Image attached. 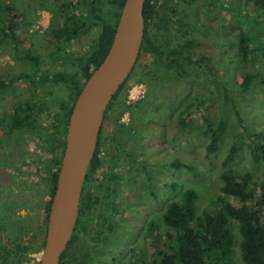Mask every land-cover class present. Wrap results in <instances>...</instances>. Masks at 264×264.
Instances as JSON below:
<instances>
[{
	"label": "rangeland",
	"instance_id": "374dc122",
	"mask_svg": "<svg viewBox=\"0 0 264 264\" xmlns=\"http://www.w3.org/2000/svg\"><path fill=\"white\" fill-rule=\"evenodd\" d=\"M65 1L67 0H0V7L10 6L17 16L14 32L21 48L30 50L39 57L37 76L44 71H57L68 66L80 68L83 59L96 45L99 24L90 26L87 34L78 39L79 42L66 38L57 42L48 32L51 22L62 25V3ZM200 1L187 6L186 9L182 8L181 14L185 11L192 14L191 20L185 22L183 27L186 31L191 30L199 41L196 54L208 56L210 74L199 72L197 75L182 78L175 71H163L162 68V71L157 72L158 77L150 84L148 81L143 82L145 97L129 102V89L140 82L137 80L141 72L140 64L147 62L145 56H141L131 73V82L128 83L130 86L125 96V104L133 105V112L128 107L125 109L119 106V100L124 97L121 92L114 100L113 107L118 111L120 108V111L123 110L118 114V121L124 126L117 128L113 125L111 120L115 119V113H111L110 118L105 121V145L102 148V155L106 158L105 169L111 173L113 169L117 172L121 170L120 174L126 175L134 190L131 200L126 201L130 208L119 204L121 211L116 217V223L120 221L127 231L124 233L115 225V231L110 233L111 239L115 240L112 242L115 245L119 242L121 250L106 253L103 259L99 260V264H154L155 250L159 248L165 251L169 246L161 217L166 203L171 199H178L179 192L184 188L192 187L199 193L198 210L203 206H210L211 201L220 192L222 184L219 178L221 161L234 139L239 147L234 168L238 172L249 171L256 182L264 181L262 164L252 162L246 140L236 135L243 128L252 132L264 129V12L253 0ZM80 5H77L76 10L81 8ZM67 9L66 13H70L73 7L67 6ZM163 9L172 13L171 21L181 19L180 12H175L174 3L165 4ZM85 10L88 11V5H85L84 13ZM257 14L259 18L255 19ZM249 23L254 25L251 51L242 56L237 50V38L241 29L249 32L248 26L243 28ZM0 25H6V17L1 10ZM151 37L154 44L165 45L169 42V36L164 33ZM21 70L31 71V63L15 57L13 42L9 40L0 46V77ZM246 75H252L247 82L244 80ZM14 90L15 98L34 91L44 102L46 109L36 114L41 127L51 125L53 121L50 115L57 109L56 102L67 94L60 85L52 84L32 89L25 81L17 82ZM8 92L7 90L0 93V118L5 111H9L6 106L9 101ZM198 100L202 102L199 103ZM184 107L187 108V115L186 123L182 126L179 125V112ZM234 109L241 120L237 119ZM203 116H207L213 125L220 120L225 124L213 165H210L205 157L208 137L204 134ZM3 130L4 128L0 129V138L3 137ZM32 135V131L22 129L15 132L14 139L9 140L7 152L0 154V184L2 185L5 179H12L14 183L11 187L15 191H18V185H31L34 187V194H39L49 184L45 175L49 161L55 156V151L49 149V143H53L56 136L54 133H51L49 138L44 134ZM117 147H120V150L116 149ZM173 158L193 164L198 174H193L186 168L172 167L170 161ZM112 163L115 168H112ZM143 165L146 167L144 171L141 167ZM38 172L40 175H37ZM113 183L108 181V185L113 186ZM172 183L178 186L175 188ZM22 186L20 187L23 188ZM253 189L255 199L249 202L250 205L264 195L259 185L253 186ZM1 195L4 198V194ZM48 195L43 199H47ZM230 200L234 204H240L231 198ZM34 212L40 214L42 208L38 206L34 208ZM25 213V209H20L17 215ZM123 214L127 218L125 224L121 222ZM155 217L160 220L158 225L162 226L161 238L157 245L154 244V232L148 229L150 218L154 221ZM232 230L239 238L235 225ZM135 235L140 237V241L133 242ZM29 238V235L23 238L25 250L22 264H38L44 242L30 244ZM113 256L115 262L111 261ZM233 257V264H242L237 244L234 246ZM78 263L76 260H69V264Z\"/></svg>",
	"mask_w": 264,
	"mask_h": 264
},
{
	"label": "trees",
	"instance_id": "16d2710c",
	"mask_svg": "<svg viewBox=\"0 0 264 264\" xmlns=\"http://www.w3.org/2000/svg\"><path fill=\"white\" fill-rule=\"evenodd\" d=\"M253 1L264 12V0ZM123 2L124 0H67L62 3L63 10L61 13L64 14L62 25H55L51 22L48 28V32L54 40L60 42L66 38L75 39L79 42L78 39L81 35L87 34L90 26L99 24L97 42L87 57L83 59L80 68L68 66L57 71H44L39 76L36 75L39 64L38 55L30 50H23L15 35L17 16L10 6L0 7L6 17V25H0V46L11 40L15 57L20 60H28L31 63V71L29 72L21 70L6 77H0V93L9 91L7 93L9 101L6 104L9 111H5L0 118V129L4 128L1 136H6L5 140L3 137L0 138V154L3 155L7 152L9 140L14 139L15 132L22 129L32 131V136L44 134L49 138L51 133L56 136L55 141L49 143V149L55 151V156L49 161L48 172L45 175L49 184L44 187L41 193L34 194L32 189L34 187L31 185L26 187L18 185V191H15L11 187L14 183L12 179H5L2 185L0 184V264H22L25 250L23 246L24 236H30V244L44 242L50 203L56 187L71 107L84 80L90 73L91 65L94 69L102 61L110 47ZM197 2L201 1L145 0L143 5L144 34L137 62L141 56H145L147 62L140 64L141 72L137 78L138 81H148L150 84L158 77L157 72L158 70L162 71V68L163 71H175L182 78L197 75L199 72L210 74L208 56L202 53L196 54L199 41L194 37L191 30L186 31L183 27L185 22L191 20L192 14L185 11L182 15V8L186 9L187 6ZM167 3H174L175 12H180V20L171 21L172 13L163 9ZM77 5L81 6L78 8L79 10H76ZM85 5H88V11L85 10L84 13ZM67 6L73 7L69 11L70 13H66ZM258 18L259 15L257 14L255 19ZM247 26L250 29L249 32L246 29H241L236 43L237 50L242 56H246L251 51L254 25L249 23L243 28ZM163 33L169 36L168 43L165 45L152 43L151 36ZM130 76L131 74L116 91L105 111L97 136L94 156L87 168L83 182L73 233L60 257L59 264H67V261L75 259L79 262L82 260V264H94V257L90 250L84 254L86 259L84 257L78 259V252L70 251V249L72 245L77 243L78 230L83 228L86 220H90L92 217L91 212L95 204L92 197L95 195L96 186L101 184L105 175L111 174L103 171L104 177L98 178V182L95 180V173L97 175L99 166H104L106 161L101 155V148L105 143L103 137L105 121L110 118L111 113H115V119L111 120L113 125L117 128L124 126L118 121V114L123 110L120 111V108L118 111L113 107L114 100L121 92H123L124 99L119 100V106L125 109L128 107L133 112V105L125 104V96L130 86L128 83L131 82H129ZM251 77L252 75H246L244 77L245 82ZM19 81L27 82L32 89L52 84L64 88L67 94L56 102L57 109L50 115L53 121L51 125L39 126L36 114L46 108L44 102L36 96L34 91L29 92L28 95H17L18 98L21 97L20 99L15 98L14 93L16 91L14 88ZM198 102L201 103L202 101L198 100ZM234 112L237 119L241 120L237 110L234 109ZM186 115L187 108L184 107L179 112V125H185ZM203 120L204 134L208 137V142L205 145V157L208 163L213 165L214 156L220 148L225 124L223 120H220L216 125H213L207 116H203ZM236 135H240L246 140L252 162L262 164L261 173L264 177V129L252 132L243 128ZM116 149L120 150V147ZM238 154L239 147L234 139L227 147L221 161L222 169L219 171V178L222 184L220 192L211 201L210 206H203L198 210L199 193L192 187L184 188L179 192L178 199H171L166 203L161 217L169 246L168 250L165 251L159 248L155 250L157 262L154 264H233L234 246L236 244L242 264H264V195L254 204H249L255 199L253 186L259 185V189L264 192V181L256 182L249 171L238 172L234 168ZM170 164L176 169L186 168L193 174H198L193 164L182 162L178 158H173ZM141 167L143 171L146 168L145 165ZM37 175H40V172ZM172 186L176 188L178 184L172 183ZM111 189V187L108 188L107 192ZM1 194H4V198L1 197ZM47 194H50V198L48 200L43 199ZM230 198L240 204H234ZM38 206L42 208V212L40 214L33 213L34 208H38ZM20 209H25L26 213L18 216L17 212ZM105 221L109 224L108 227L107 225L105 227V233H108L113 225L109 219ZM149 223V231L162 232V227L157 229L153 221ZM233 225L237 228L239 238L232 230Z\"/></svg>",
	"mask_w": 264,
	"mask_h": 264
},
{
	"label": "water",
	"instance_id": "95a60500",
	"mask_svg": "<svg viewBox=\"0 0 264 264\" xmlns=\"http://www.w3.org/2000/svg\"><path fill=\"white\" fill-rule=\"evenodd\" d=\"M145 0H124L110 47L90 71L68 118L63 154L50 203L44 246L38 264H59L77 219L81 190L105 111L129 77L140 54Z\"/></svg>",
	"mask_w": 264,
	"mask_h": 264
},
{
	"label": "flooded vegetation",
	"instance_id": "af4514ba",
	"mask_svg": "<svg viewBox=\"0 0 264 264\" xmlns=\"http://www.w3.org/2000/svg\"><path fill=\"white\" fill-rule=\"evenodd\" d=\"M103 152L104 151H101V155ZM123 163L125 167V162ZM112 168H115L113 163H112ZM98 169L99 170H98L97 175L95 173V176L97 178V179L95 178L96 181L98 180V178L104 177L103 171H106L105 164L104 166H99ZM120 173H121V170L120 172H117V171H114L113 169L110 175H107V176L105 175L104 179H102L101 184L96 186L95 191L93 190L95 195H93L92 199L94 200L95 204L91 212L92 217L90 220L87 219L84 227L78 230L77 243L72 245L70 249V251L78 252V257H79L78 259H83V257L84 259H86L87 257L84 254L90 250L94 257V264H99V260L101 261L103 257L106 255V253L110 254V253H114L115 251L119 252L121 250V245L119 242H117L116 245L114 244V242H112L115 240L111 239L110 233L115 231V225L118 226L119 229L124 231V233L127 231L125 225L119 223L120 221L116 223V217L121 211L119 204L127 205V208H130V205L126 201L128 199L131 200V193L134 189H133V186L129 183V180L126 177V175L125 174L122 175ZM116 180H119V182H116V183L112 182ZM108 181L109 183H113V186L108 185ZM110 187L112 189L107 192V189ZM114 189H116V191H114ZM49 198H50V194L48 195L47 200ZM132 198H134V200L136 199L135 197H132ZM139 206L140 208L142 207V205H139ZM83 217L85 216L83 215ZM108 219L111 221L113 226H112V229L108 233H105V227L106 225L107 227L109 225L105 220H108ZM150 219H151L150 221H152V218ZM126 220L127 218L123 214V219L121 222L125 224ZM153 223L155 225V228L157 227V229L158 228L161 229L162 226L158 225L160 224V220H157L156 217ZM160 238H161L160 232H154L153 239H154L155 245H157ZM137 241H140V237L135 235V240H133V242H137ZM111 261L112 262L116 261L114 256L111 257ZM156 262H157V259L155 260V263ZM66 263L69 264V261H67ZM78 264H82V260H80Z\"/></svg>",
	"mask_w": 264,
	"mask_h": 264
},
{
	"label": "built area",
	"instance_id": "2783aa9c",
	"mask_svg": "<svg viewBox=\"0 0 264 264\" xmlns=\"http://www.w3.org/2000/svg\"><path fill=\"white\" fill-rule=\"evenodd\" d=\"M146 95V89L143 82H138L131 86L128 91L127 98L129 102H134L143 99Z\"/></svg>",
	"mask_w": 264,
	"mask_h": 264
}]
</instances>
